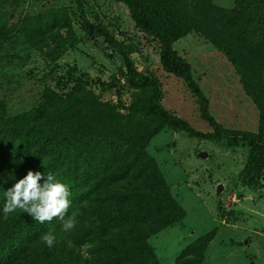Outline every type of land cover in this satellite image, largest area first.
Listing matches in <instances>:
<instances>
[{
    "label": "rangeland",
    "instance_id": "374dc122",
    "mask_svg": "<svg viewBox=\"0 0 264 264\" xmlns=\"http://www.w3.org/2000/svg\"><path fill=\"white\" fill-rule=\"evenodd\" d=\"M80 1L86 19L114 37L136 73L156 81L161 107L195 130L210 132L198 98L182 78L164 70L159 39L135 24L130 6L122 0ZM149 1L158 11L160 31L178 34L171 49L189 64L215 121L264 141L253 99L264 87V0ZM234 9L239 18L231 15ZM81 23L76 0H0V100L6 114L32 112L47 92L66 98L78 83L96 102L113 107L107 117L93 116L105 124L101 129L110 141L120 126L132 130L129 138L156 130L145 150L184 211L180 221L148 238L158 264H174L198 240L205 245L200 264H264V174L259 182L244 178L249 146L199 140L159 126L145 110L152 92L130 87L122 57ZM83 103L86 112L94 102ZM79 106L70 117L83 113ZM97 139L89 140V159L102 142ZM8 188L0 174V264H9L8 254L18 250L17 218L23 212L2 210ZM36 255L29 250L15 264H36Z\"/></svg>",
    "mask_w": 264,
    "mask_h": 264
},
{
    "label": "trees",
    "instance_id": "16d2710c",
    "mask_svg": "<svg viewBox=\"0 0 264 264\" xmlns=\"http://www.w3.org/2000/svg\"><path fill=\"white\" fill-rule=\"evenodd\" d=\"M122 1L130 6L135 24L159 39L164 70L182 78L198 98L200 118L211 131H197L187 121L169 115L159 103L156 81L136 73L114 37L105 28L89 22L81 1L76 0L83 30L92 37L102 38L107 48L122 57L127 84L152 92V101L145 109L147 115L159 126L183 131L199 140H224L229 146L246 143L250 149L244 178L262 181L264 141L252 134L223 129L210 114L207 98L193 80L189 64L171 49V41L178 34L160 31L155 22L158 11L149 0ZM231 15L241 16L235 9ZM75 85L66 98L45 93V101L30 113L8 116L0 100V174L7 177L10 188L15 182L12 177L19 179L30 169L54 173L67 184L70 193L71 204L63 219L74 218V227L64 231L62 219L53 217L50 221L38 222L22 210L20 217H16L21 223L14 244L18 250L8 254L7 262L24 261L26 252L36 249V264H158L148 238L180 221L184 211L169 193L157 164L145 150L156 130L133 131L138 135L129 138L132 130L120 126V134L110 141L105 129H101L105 124L99 120L94 122L93 116L107 117L113 107L96 102L91 93L78 87V83ZM86 98L94 103L93 110L84 112ZM253 99L260 114V130L264 132V87ZM76 103L83 113L76 115L78 118L70 117ZM94 136L102 142L91 149L93 159H89L85 151ZM45 233L55 237L51 247L41 239ZM204 248L203 241L198 240L174 264H200Z\"/></svg>",
    "mask_w": 264,
    "mask_h": 264
},
{
    "label": "clouds",
    "instance_id": "9594fccd",
    "mask_svg": "<svg viewBox=\"0 0 264 264\" xmlns=\"http://www.w3.org/2000/svg\"><path fill=\"white\" fill-rule=\"evenodd\" d=\"M12 179L15 182L10 188L4 190L6 198L2 209L4 212L21 209L38 222L50 221L53 217L62 219L64 231L74 227L72 216L63 219L71 204L68 186L54 173L30 169L21 178L12 177ZM41 239L46 246L51 247L55 237L45 233Z\"/></svg>",
    "mask_w": 264,
    "mask_h": 264
}]
</instances>
